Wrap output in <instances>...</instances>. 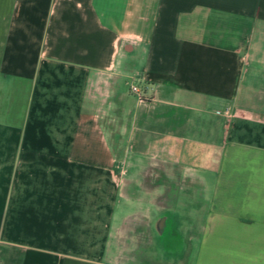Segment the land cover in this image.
<instances>
[{
  "label": "crops",
  "instance_id": "obj_1",
  "mask_svg": "<svg viewBox=\"0 0 264 264\" xmlns=\"http://www.w3.org/2000/svg\"><path fill=\"white\" fill-rule=\"evenodd\" d=\"M166 228L264 264V0H0V264H152Z\"/></svg>",
  "mask_w": 264,
  "mask_h": 264
},
{
  "label": "rangeland",
  "instance_id": "obj_2",
  "mask_svg": "<svg viewBox=\"0 0 264 264\" xmlns=\"http://www.w3.org/2000/svg\"><path fill=\"white\" fill-rule=\"evenodd\" d=\"M139 86V84L135 83ZM127 206V205H126ZM127 206L126 208H128ZM174 228H166L163 233V245H153L151 252L153 256L152 264L162 261L163 264L166 261H178L184 262V264H191V244L189 243L186 247V244L181 241V237L176 232H173ZM190 230V228H189ZM191 231V230H190ZM177 234V235H176ZM167 258V259H166ZM174 258V259H172ZM160 264V263H159Z\"/></svg>",
  "mask_w": 264,
  "mask_h": 264
},
{
  "label": "built area",
  "instance_id": "obj_3",
  "mask_svg": "<svg viewBox=\"0 0 264 264\" xmlns=\"http://www.w3.org/2000/svg\"><path fill=\"white\" fill-rule=\"evenodd\" d=\"M130 90L139 97L144 96V91L142 90V88L140 86H138L136 84H132L130 87Z\"/></svg>",
  "mask_w": 264,
  "mask_h": 264
}]
</instances>
